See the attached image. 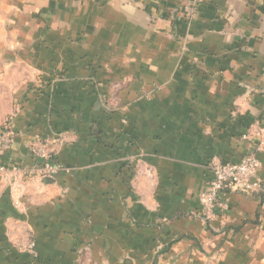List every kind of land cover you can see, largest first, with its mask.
I'll return each instance as SVG.
<instances>
[{"label":"crops","instance_id":"0c3cea01","mask_svg":"<svg viewBox=\"0 0 264 264\" xmlns=\"http://www.w3.org/2000/svg\"><path fill=\"white\" fill-rule=\"evenodd\" d=\"M5 123L0 264H264V0H0ZM260 143V189L199 218Z\"/></svg>","mask_w":264,"mask_h":264},{"label":"built area","instance_id":"2783aa9c","mask_svg":"<svg viewBox=\"0 0 264 264\" xmlns=\"http://www.w3.org/2000/svg\"><path fill=\"white\" fill-rule=\"evenodd\" d=\"M12 133L5 123L0 129V155L1 151L10 139ZM262 143L252 153L245 156L239 163H214L211 165L212 179L205 189L198 194L200 212L198 217L203 221L213 219L228 208V196L232 193L250 194L260 189L259 182H252L259 168L257 153L261 151ZM29 152L35 162L32 173L35 178H51L63 168L51 159V154L44 143L38 139L30 142ZM6 169L0 164V180ZM16 173V172H15ZM28 255L35 256V245L28 241L22 248Z\"/></svg>","mask_w":264,"mask_h":264},{"label":"rangeland","instance_id":"374dc122","mask_svg":"<svg viewBox=\"0 0 264 264\" xmlns=\"http://www.w3.org/2000/svg\"><path fill=\"white\" fill-rule=\"evenodd\" d=\"M40 142H42V143H44L45 144V146L47 147V149H48V151L50 152V154H51V159L53 160V162L55 163V164H57V162H56V154H57V146H56V142H57V139H53V140H42V139H40L39 140ZM57 165H59V164H57ZM16 173L14 174V176L16 177V175L18 174L17 172H20V174L22 173V170L21 169H15L14 170ZM33 176V177H31V178H29L28 177V180H30V179H34L35 177H34V174L32 173V169L31 170H29L28 171V173H27V176ZM56 175H54V176H52L51 178H48V177H45V178H41L42 176H40V178H35L34 180H50V181H52V179H54V177H55Z\"/></svg>","mask_w":264,"mask_h":264},{"label":"water","instance_id":"95a60500","mask_svg":"<svg viewBox=\"0 0 264 264\" xmlns=\"http://www.w3.org/2000/svg\"><path fill=\"white\" fill-rule=\"evenodd\" d=\"M43 183H50L51 181L50 180H42Z\"/></svg>","mask_w":264,"mask_h":264}]
</instances>
